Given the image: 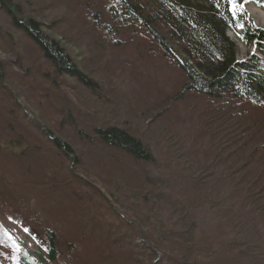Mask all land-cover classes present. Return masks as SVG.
Instances as JSON below:
<instances>
[{
  "label": "rangeland",
  "instance_id": "rangeland-1",
  "mask_svg": "<svg viewBox=\"0 0 264 264\" xmlns=\"http://www.w3.org/2000/svg\"><path fill=\"white\" fill-rule=\"evenodd\" d=\"M8 2L56 40L85 78L58 72L0 0V216L7 220L0 221V264H15L9 255L22 243L20 225L28 231L21 245L27 252L52 231L56 264H158L152 262L157 253L162 261L160 249L144 245L147 235L156 236L153 227L168 223L182 233L196 221L195 234L212 238L207 246L221 243L212 264H264V219L256 231L261 249L220 237L229 196L249 216L254 207L264 213L240 188L262 171L264 152L255 150L264 142V104L236 110L252 131L233 146L208 124L204 95L184 88L192 81L168 48L194 63L163 22L155 29L166 47L139 21L117 20L111 7L120 0ZM228 35L236 58L248 61L254 49ZM107 127L128 132L153 158L104 143L95 130Z\"/></svg>",
  "mask_w": 264,
  "mask_h": 264
},
{
  "label": "trees",
  "instance_id": "trees-1",
  "mask_svg": "<svg viewBox=\"0 0 264 264\" xmlns=\"http://www.w3.org/2000/svg\"><path fill=\"white\" fill-rule=\"evenodd\" d=\"M239 2L241 4V0ZM261 2L264 3V0ZM120 7L126 11L125 17L141 21L154 35H157L155 25L158 26V22L166 25L167 35L172 41L182 44V53L194 63L193 66H181L185 74L187 73V78L192 81L190 87L186 84L184 88L204 95L209 107L208 124H211L222 137L229 140L232 137L230 142L233 146L237 145L238 139L243 136L246 141L251 135L252 130H249L251 126H245V123L238 120L240 114L236 110H240L244 104H264V70L260 68L262 61L256 57L248 62L236 61L234 44L226 36L225 29L231 25L243 27L241 39L249 45L254 43L256 50L263 57L264 32L256 28H246L243 12L234 15L229 0H145L143 3L137 0H121L119 9ZM149 12L153 13L150 15ZM14 23L18 30L29 32L27 36L44 51L46 58L52 59L55 65L71 68L68 58L58 47V42L44 37L37 23L32 20L28 22L21 20L18 23L17 19H14ZM157 38L161 40L164 37ZM180 61L186 62L181 58ZM72 72L84 76L76 70ZM95 133L107 145L127 151L136 158L143 160L153 158L148 148L125 130L107 127L98 128ZM54 144L59 145L57 141ZM8 146L9 143H5V147ZM255 151L264 152V142H259ZM248 167V163H243L240 168L247 170ZM240 188L241 193L254 198L260 210L264 212V162L259 177L245 181ZM4 193L7 197L10 195L7 190ZM256 210L257 208H252L250 210L252 215L249 216V212H243V209L232 201V196H229L222 210L226 230L222 231L221 241L227 245L242 244L248 250H252V247L261 249L256 244V231L258 224L264 219V213ZM0 221L7 220L1 215ZM196 222L190 228L193 232L189 229L180 233L177 228L161 222L153 227L156 236L147 235L145 239L150 247L160 249L162 261L158 264H165L167 260H174L173 264H192L189 260L199 256H203L202 264H212L208 258L221 243L216 242L212 246H207L206 241L212 238L196 235ZM191 223L186 225L187 229ZM44 235L45 237L38 236L47 244L46 253L36 249L34 254H29L22 248H17L10 261L15 264H56L54 234L45 232ZM148 254L153 255L149 250Z\"/></svg>",
  "mask_w": 264,
  "mask_h": 264
},
{
  "label": "snow or ice",
  "instance_id": "snow-or-ice-1",
  "mask_svg": "<svg viewBox=\"0 0 264 264\" xmlns=\"http://www.w3.org/2000/svg\"><path fill=\"white\" fill-rule=\"evenodd\" d=\"M229 3L234 15H239V13L242 11V5L240 4L239 0H229Z\"/></svg>",
  "mask_w": 264,
  "mask_h": 264
},
{
  "label": "bare ground",
  "instance_id": "bare-ground-1",
  "mask_svg": "<svg viewBox=\"0 0 264 264\" xmlns=\"http://www.w3.org/2000/svg\"><path fill=\"white\" fill-rule=\"evenodd\" d=\"M252 15H254L255 17L257 16L258 19L260 20V22H263L264 23V17L263 15L261 14V12H259V10H255V9H251L249 11ZM249 13V14H250Z\"/></svg>",
  "mask_w": 264,
  "mask_h": 264
},
{
  "label": "flooded vegetation",
  "instance_id": "flooded-vegetation-1",
  "mask_svg": "<svg viewBox=\"0 0 264 264\" xmlns=\"http://www.w3.org/2000/svg\"><path fill=\"white\" fill-rule=\"evenodd\" d=\"M51 64L56 67V65L53 63L52 59H51ZM59 67H61V70L58 71V72L64 73V74L67 73V72H71V70H72V69H68V68H63V66H59Z\"/></svg>",
  "mask_w": 264,
  "mask_h": 264
},
{
  "label": "water",
  "instance_id": "water-1",
  "mask_svg": "<svg viewBox=\"0 0 264 264\" xmlns=\"http://www.w3.org/2000/svg\"><path fill=\"white\" fill-rule=\"evenodd\" d=\"M15 8H16V3H12V5L9 8V11L14 12ZM26 20L28 21V18H26Z\"/></svg>",
  "mask_w": 264,
  "mask_h": 264
}]
</instances>
